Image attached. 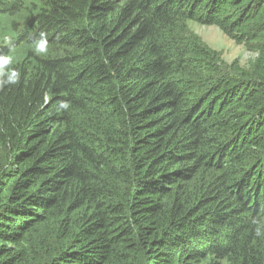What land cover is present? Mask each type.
<instances>
[{"label":"trees","instance_id":"16d2710c","mask_svg":"<svg viewBox=\"0 0 264 264\" xmlns=\"http://www.w3.org/2000/svg\"><path fill=\"white\" fill-rule=\"evenodd\" d=\"M0 54V264H264V0H0Z\"/></svg>","mask_w":264,"mask_h":264},{"label":"rangeland","instance_id":"374dc122","mask_svg":"<svg viewBox=\"0 0 264 264\" xmlns=\"http://www.w3.org/2000/svg\"><path fill=\"white\" fill-rule=\"evenodd\" d=\"M185 26L204 46L216 51L226 65L234 64L236 67L245 69L248 65L247 63H250L255 59V54L246 48L247 45L245 46L242 42H238L237 40L225 36L216 27L202 26L193 22L186 23ZM255 49L256 44L253 43L252 50ZM194 184L195 180L189 182L184 187L186 194H183L182 196H185L190 200L193 192L192 186Z\"/></svg>","mask_w":264,"mask_h":264},{"label":"clouds","instance_id":"9594fccd","mask_svg":"<svg viewBox=\"0 0 264 264\" xmlns=\"http://www.w3.org/2000/svg\"><path fill=\"white\" fill-rule=\"evenodd\" d=\"M32 46L35 55H48L50 47L48 34L41 32L39 37H33ZM13 64L14 57L12 55L0 54V89L15 86L21 82L22 73L18 68L13 67ZM57 103V111L68 110L70 107L69 102L65 100L58 101Z\"/></svg>","mask_w":264,"mask_h":264}]
</instances>
